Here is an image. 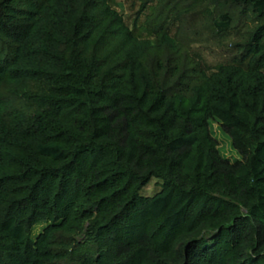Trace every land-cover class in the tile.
Here are the masks:
<instances>
[{"label":"trees","instance_id":"trees-1","mask_svg":"<svg viewBox=\"0 0 264 264\" xmlns=\"http://www.w3.org/2000/svg\"><path fill=\"white\" fill-rule=\"evenodd\" d=\"M134 1L0 0V264H264V0Z\"/></svg>","mask_w":264,"mask_h":264},{"label":"rangeland","instance_id":"rangeland-1","mask_svg":"<svg viewBox=\"0 0 264 264\" xmlns=\"http://www.w3.org/2000/svg\"><path fill=\"white\" fill-rule=\"evenodd\" d=\"M109 4L112 8L120 12L125 17V22L134 33L142 39H150L154 43L158 42V39L155 37H150L147 33L144 32L143 27L146 23L147 16L151 14V11L148 9L142 16L139 15L141 4L134 0H109ZM193 26L189 27L187 32L184 33V36L195 37L194 34L199 32L200 27L192 24ZM179 26L174 25L171 30L172 37H176L178 34ZM202 39H196L194 44L195 51L201 53L208 65L211 67V70L215 69L219 64L226 62L228 59L234 56L233 45L236 41L235 38H229L223 43L212 39V35L201 36ZM210 37V38H209ZM210 39V40H208ZM198 60V59H196ZM211 132L213 137L219 142V150L221 156L235 163L241 160V156L234 149L230 137L223 132L220 124L217 122H211ZM162 190V182L158 179H153L151 183L143 190V197H152L155 194L159 193ZM45 226H39L35 229L34 235H38L43 231Z\"/></svg>","mask_w":264,"mask_h":264}]
</instances>
